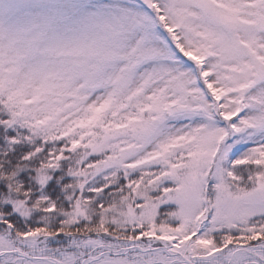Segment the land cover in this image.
Returning a JSON list of instances; mask_svg holds the SVG:
<instances>
[{
	"label": "snow or ice",
	"instance_id": "6c2138e0",
	"mask_svg": "<svg viewBox=\"0 0 264 264\" xmlns=\"http://www.w3.org/2000/svg\"><path fill=\"white\" fill-rule=\"evenodd\" d=\"M0 264H264V0H0Z\"/></svg>",
	"mask_w": 264,
	"mask_h": 264
}]
</instances>
